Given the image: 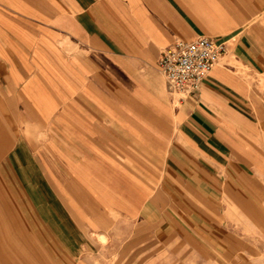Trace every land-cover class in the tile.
<instances>
[{"label": "crops", "instance_id": "obj_1", "mask_svg": "<svg viewBox=\"0 0 264 264\" xmlns=\"http://www.w3.org/2000/svg\"><path fill=\"white\" fill-rule=\"evenodd\" d=\"M200 35L227 48L182 94L160 57ZM162 232L264 248V0H0V264Z\"/></svg>", "mask_w": 264, "mask_h": 264}, {"label": "rangeland", "instance_id": "obj_2", "mask_svg": "<svg viewBox=\"0 0 264 264\" xmlns=\"http://www.w3.org/2000/svg\"><path fill=\"white\" fill-rule=\"evenodd\" d=\"M160 241L161 258L155 263L151 260L148 262L147 257L151 256L156 244L146 241L145 264H264L263 246L259 247L261 250H256L255 247L243 244L240 246L232 243L202 245L194 237L185 235L166 237L163 236V232ZM239 247L241 251H238ZM131 250L127 260L124 256L115 260L113 264H141L140 257ZM245 257H252L253 261L246 260Z\"/></svg>", "mask_w": 264, "mask_h": 264}, {"label": "built area", "instance_id": "obj_3", "mask_svg": "<svg viewBox=\"0 0 264 264\" xmlns=\"http://www.w3.org/2000/svg\"><path fill=\"white\" fill-rule=\"evenodd\" d=\"M226 44L207 35L177 39L160 57V66L171 89L193 93L226 51Z\"/></svg>", "mask_w": 264, "mask_h": 264}]
</instances>
